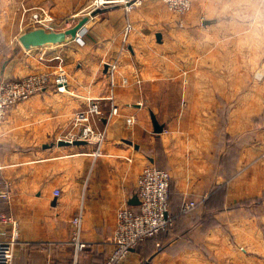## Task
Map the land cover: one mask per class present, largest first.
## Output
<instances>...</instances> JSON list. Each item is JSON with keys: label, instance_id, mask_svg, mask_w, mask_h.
I'll return each instance as SVG.
<instances>
[{"label": "crops", "instance_id": "0c3cea01", "mask_svg": "<svg viewBox=\"0 0 264 264\" xmlns=\"http://www.w3.org/2000/svg\"><path fill=\"white\" fill-rule=\"evenodd\" d=\"M104 1L97 8L94 0H0L1 76L62 64L68 79L11 109L0 125V196L9 183L11 199L3 200L22 233L14 264H74L66 240L80 210L84 241L107 240L120 207L139 210L132 201L149 165L170 173L173 212L189 200L199 205L179 232L134 249L126 264H264V0H192L182 16L161 0L131 13ZM25 8L32 12L23 15ZM36 12L58 24L94 15L78 40L26 51L12 38L41 24ZM44 53L61 62L40 60ZM111 95L119 111L112 117ZM90 99L101 100L102 119L92 123L106 132L97 157L95 143L58 144L79 129L75 115ZM87 250L79 264L94 260Z\"/></svg>", "mask_w": 264, "mask_h": 264}, {"label": "built area", "instance_id": "2783aa9c", "mask_svg": "<svg viewBox=\"0 0 264 264\" xmlns=\"http://www.w3.org/2000/svg\"><path fill=\"white\" fill-rule=\"evenodd\" d=\"M166 7L177 15H185L190 12L192 0H161ZM127 13L143 5L144 0H115ZM104 0H94V5L98 8L104 5ZM25 10V9H24ZM44 11V10H43ZM32 12L31 9L25 13ZM32 19L35 23H45L39 13H33ZM128 24V31L131 29ZM60 56L47 57L44 53L42 61H60ZM52 72H36L22 78H6L0 74V125L3 124L11 109L20 103L28 100L31 96L45 91L51 86L65 87L67 75L62 64H58ZM118 63H110L108 75L112 89L116 86V73ZM126 83V80L124 81ZM111 100L110 117L119 113L118 108ZM77 131H69L60 141L73 142L83 140L88 143L97 144L95 156L103 153V143L106 139V132L97 129L92 121L101 120L103 116L102 103L99 99H90L87 108L76 113ZM171 176L167 170L160 169L154 165L146 167L137 180V197L139 199V210L134 211L127 205L120 207L116 215V228L113 234L102 243L108 246V253L105 264H126L132 251L143 241L154 237L162 232L170 230L174 226V220L170 211ZM10 184L6 183L3 198L11 199L9 192ZM56 196H60L59 190L55 191ZM199 203L186 201L182 205V213L189 214ZM83 211L80 210L71 219L72 241L75 244L76 260L80 252L84 251L90 242L83 239ZM0 264H14L17 246L22 243L21 224L19 220L10 213L0 215Z\"/></svg>", "mask_w": 264, "mask_h": 264}, {"label": "water", "instance_id": "95a60500", "mask_svg": "<svg viewBox=\"0 0 264 264\" xmlns=\"http://www.w3.org/2000/svg\"><path fill=\"white\" fill-rule=\"evenodd\" d=\"M94 15H82L77 17L68 18L63 24H58L55 21H46L43 24L37 26L28 27L25 32L18 37V42L22 48L26 51L59 46L67 44L71 41L78 40L84 33V26L87 21ZM71 21H77V24L69 29L60 30ZM154 119V126L156 133H162L164 127L159 124L156 117ZM60 146L82 145L86 144V141L75 140L73 142L59 141ZM134 202L139 204V199L136 197Z\"/></svg>", "mask_w": 264, "mask_h": 264}, {"label": "trees", "instance_id": "16d2710c", "mask_svg": "<svg viewBox=\"0 0 264 264\" xmlns=\"http://www.w3.org/2000/svg\"><path fill=\"white\" fill-rule=\"evenodd\" d=\"M3 147V144L0 143V148ZM1 183H0V188H1ZM171 191H172V185H171ZM171 195H172V192H170V211H171V215L173 217V220H174V226L168 230V231H165V232H162L154 237H150L148 239H146L145 241L141 242L135 249L136 251H140L139 249L141 247H143L144 245H148V244H151V243H157V242H160V239H161V236L162 235H166V234H170V233H177L179 232L178 231V226H179V221L182 217H185L186 215H189V214H183L182 213V209L179 211V213H175L172 211V207H171ZM260 200V199H259ZM262 200V199H261ZM260 200V201H261ZM9 210L7 209V205H6V201L5 199L3 200V198H1L0 196V215L2 213H8ZM94 260L96 261V263L98 264H105L106 262V258L105 256L103 255H98L97 257L94 258ZM94 263V264H96ZM144 264H148V263H144Z\"/></svg>", "mask_w": 264, "mask_h": 264}, {"label": "rangeland", "instance_id": "374dc122", "mask_svg": "<svg viewBox=\"0 0 264 264\" xmlns=\"http://www.w3.org/2000/svg\"><path fill=\"white\" fill-rule=\"evenodd\" d=\"M192 7H193V5H192ZM25 10H27V9L25 8ZM24 14L26 16L27 13H25V11H24L23 15ZM29 27H31V26H29ZM1 37H2L1 39H3V41H4L5 40L4 36L2 35ZM12 41H13L14 45H20V43L18 42V35H14L13 38H12ZM21 240H22V233H21ZM66 241H67V243H68V245H69V247L71 249V259H70V261L72 262L73 261V258L76 257V254H75V248H76V246H75V244L72 241V229H71V226H70V231H69V238ZM105 241H107V240H105ZM105 241H102V242H99V243H91L90 242L89 245L87 246V248H85V250L86 251H89L87 249L90 248V252L91 253H89V254H91V256H93V257H97L96 255H103L106 258L107 253H108V246L102 245V243H105ZM31 248H34V245H32ZM84 251H82V252H84ZM129 260H131V256L129 257V259H127V261H129ZM80 261H81V256L79 258L78 264H79ZM133 262H135V260ZM84 263L85 264H94V263H96V261L95 260H91V259H85L84 260Z\"/></svg>", "mask_w": 264, "mask_h": 264}]
</instances>
